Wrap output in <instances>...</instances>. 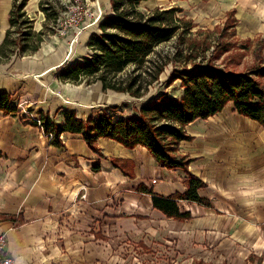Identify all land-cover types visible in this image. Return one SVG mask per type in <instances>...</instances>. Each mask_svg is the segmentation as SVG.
<instances>
[{
    "label": "crops",
    "instance_id": "0c3cea01",
    "mask_svg": "<svg viewBox=\"0 0 264 264\" xmlns=\"http://www.w3.org/2000/svg\"><path fill=\"white\" fill-rule=\"evenodd\" d=\"M13 5L0 0V45ZM263 10L261 0L258 14ZM91 36L83 41L88 50ZM77 39L44 40L33 55L0 60V93L18 108L13 114L0 110V234L8 232L13 264H121L117 245L126 238L146 250L148 263L157 247H177L183 260L201 249L232 263L263 257L264 127L236 113L232 103L187 126L191 139L177 153L191 161L186 170L164 168L146 147L127 149L108 138L97 141L98 152L82 134L64 133L55 146L49 133V141L42 117L56 126L66 124V112L82 121L108 113L118 121L149 102L105 92L100 82H63L58 73L91 54L74 58ZM189 179L203 184L199 197L208 203L177 200L186 218L155 208V197L185 194Z\"/></svg>",
    "mask_w": 264,
    "mask_h": 264
},
{
    "label": "trees",
    "instance_id": "16d2710c",
    "mask_svg": "<svg viewBox=\"0 0 264 264\" xmlns=\"http://www.w3.org/2000/svg\"><path fill=\"white\" fill-rule=\"evenodd\" d=\"M29 1L13 0L10 29L0 45V60L14 54L33 55L41 48L45 32L32 31L33 21L26 13ZM149 1L111 0L112 14L106 15L99 32L89 39L91 54L83 63L61 70L58 75L63 82L75 85L100 82L105 92L129 94L136 100L149 95L169 65L163 51L157 49L175 37L184 45L185 38L194 29L192 22L180 16L182 11L178 8L139 10L142 3ZM40 3L47 21H57L56 14L50 13L51 7L43 1ZM176 54L182 55L180 49ZM189 62H192L191 69L173 70L169 79L170 85L180 81L181 99L160 94L136 109V114L118 121L108 113L82 121L74 113L66 112V124L56 126L48 117H42L45 133L55 134V146H61L60 137L64 133L82 134L95 152H98L95 146L100 138L116 141L127 149L146 147L162 167L186 170L191 161L179 159L177 153L180 143L191 139L187 126L197 120L214 117L232 103L236 113L264 127V82L260 80L264 79V63L256 70L237 73L210 63H196L192 59ZM0 110L7 114L18 111L11 105V96L7 93H0ZM187 187L185 194H177L172 200L155 197V208L168 217L186 218L188 216L179 214L177 200L208 203L199 197V190L203 188L201 182L189 179Z\"/></svg>",
    "mask_w": 264,
    "mask_h": 264
},
{
    "label": "rangeland",
    "instance_id": "374dc122",
    "mask_svg": "<svg viewBox=\"0 0 264 264\" xmlns=\"http://www.w3.org/2000/svg\"><path fill=\"white\" fill-rule=\"evenodd\" d=\"M41 1L51 7L50 13L56 14L57 21H47L40 9ZM28 3L26 13L33 21L32 31L45 32V42L57 44L63 39L75 41L78 38L76 44L72 41L71 45L77 61L89 53L83 42L86 33L99 32L100 23L106 15L112 14L111 0H31ZM260 4L261 0H151L142 3L139 10L143 12L178 8L182 11L180 16L192 22L194 29L185 38L184 45L175 37L157 49L163 51L169 65L149 95L136 103L143 104L163 93L180 98L183 94L180 81L170 85L169 79L173 70L191 69L189 59L237 73L256 70L264 63V14L257 12ZM177 49L182 52L179 57L176 56ZM260 80L264 82V79ZM134 243L129 238L118 241L121 264H264V256L250 255L246 262L232 263L230 259L214 257L204 249L183 260L177 247L155 248L159 253L148 263L146 250H139ZM132 244L136 249L128 247Z\"/></svg>",
    "mask_w": 264,
    "mask_h": 264
},
{
    "label": "built area",
    "instance_id": "2783aa9c",
    "mask_svg": "<svg viewBox=\"0 0 264 264\" xmlns=\"http://www.w3.org/2000/svg\"><path fill=\"white\" fill-rule=\"evenodd\" d=\"M21 108L24 110L23 105ZM23 113L28 116L30 119L36 122V124L43 129V122L35 116V114L29 110L23 111ZM47 137L49 141H52L54 138V135L47 134ZM8 232H2L0 234V264H13V260L8 256L7 244H8Z\"/></svg>",
    "mask_w": 264,
    "mask_h": 264
}]
</instances>
